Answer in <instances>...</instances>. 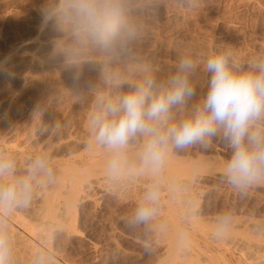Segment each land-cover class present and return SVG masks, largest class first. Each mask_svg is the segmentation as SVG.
I'll return each mask as SVG.
<instances>
[{"label":"rangeland","instance_id":"1","mask_svg":"<svg viewBox=\"0 0 264 264\" xmlns=\"http://www.w3.org/2000/svg\"><path fill=\"white\" fill-rule=\"evenodd\" d=\"M64 3L65 0H0V68L8 64L14 47L23 46L21 56L25 57V61L18 58L19 65L16 62L12 73L20 78L18 81L0 78V117L15 122L12 124L15 127L9 128L8 122L1 119L0 135L8 134V138L19 125L22 129L26 121L28 131L35 125L36 133L46 128L44 133L54 135L51 137L57 140H65L69 135L76 139L101 100H114L133 85L152 77L163 80L184 54L202 59L219 45L231 46L243 59L264 54V0H197L192 9L187 0H124L134 34L112 52L76 41L71 22L61 13ZM36 36L47 40L59 36L61 44L55 49L51 45L48 50H34L28 41L32 42ZM62 39H67L65 44ZM32 53L49 68L46 65V70L32 68L26 60ZM206 80L207 74L201 68L195 81L201 92ZM75 149L71 145L65 154L77 153L79 148ZM170 152L182 162H206L208 171H212L197 174L198 190L194 189L195 198L190 200L196 205L188 203L186 207H192L195 219L209 225L212 222L213 228L216 221L224 228L233 227L215 228L212 233L216 236L219 229L236 230V233L232 230L236 235L222 247L223 251L216 249V254L221 252L225 264H264V180L243 188L220 180L231 149L218 137L207 149L196 145ZM209 173H214L212 178ZM127 194L122 196L123 202L110 196L101 200L98 192H90L89 199L98 204L94 206L89 201L80 205V229L86 230L96 251L77 241L69 245L55 241L56 248L74 264H159L165 258L166 243L160 237L164 243L159 239L160 246L155 247L154 234L160 229L162 217L158 219L160 214L155 211L158 215L154 213L153 217L157 221L151 220L152 217L151 222L144 224L130 223L137 204L133 202V193ZM161 212L164 214L165 209Z\"/></svg>","mask_w":264,"mask_h":264},{"label":"clouds","instance_id":"2","mask_svg":"<svg viewBox=\"0 0 264 264\" xmlns=\"http://www.w3.org/2000/svg\"><path fill=\"white\" fill-rule=\"evenodd\" d=\"M196 5L197 0H187L189 8ZM61 13L84 46L112 52L134 34L124 0H65ZM201 68L207 74L203 92L195 82ZM89 130L96 144L114 153L109 165L114 175L122 172L131 144H139L142 167L156 175L170 151L196 145L207 149L218 137L231 149L224 166L231 184L243 188L264 180V54L243 59L228 45L202 59L184 54L163 80L152 77L114 100H101ZM13 169L11 159L0 158V177L12 175ZM51 176L45 157L30 160L24 176L0 184V212L26 205L34 181ZM158 198L156 188L149 190L130 223L148 222ZM9 254L0 234V264H8Z\"/></svg>","mask_w":264,"mask_h":264},{"label":"bare ground","instance_id":"3","mask_svg":"<svg viewBox=\"0 0 264 264\" xmlns=\"http://www.w3.org/2000/svg\"><path fill=\"white\" fill-rule=\"evenodd\" d=\"M66 35L64 34V36ZM58 37H54V40L53 38L52 40H47V38L44 39L45 37L36 36L32 42H30L31 40L28 41V45L31 43V49L34 50H48L51 45L55 49L57 48L56 46L61 44ZM62 40V43H64L67 39ZM23 52V46L16 49L14 47L11 50L12 56L9 55L6 61L8 64L4 61L7 65L5 64L6 66L0 68V78L3 81V78L6 77L9 78V81H18L20 79L12 73L15 72L14 70L17 67H15V64L18 58L22 57L21 54ZM35 55L34 53L28 57L26 55L27 63L34 69L43 70L45 68L46 70V66L48 67L49 65L43 64ZM23 58L25 57H22L21 61H25ZM105 58L108 59L107 57ZM17 65H19L18 62ZM1 119L4 120L3 117H0L1 122ZM7 119L8 121L5 119L4 122H8L7 124L11 126L9 128L15 127H12L15 122L9 118ZM27 123L26 121L22 123V129H19L20 125L18 129L15 128V133L13 131V135L8 138V134L5 135L4 133L5 136L0 135L4 136L0 138V158L11 159L14 162L13 174L0 177V184H7L24 176L27 172L29 161L37 156H43L47 159L52 176L41 177L34 181L32 194L26 205L22 204L11 208L7 212H0V234L5 237L10 249L8 264H74L66 257L64 252L56 248L57 245L55 246L54 242L62 241L68 244L72 241H77L83 245L87 243L91 249L97 250L96 245L90 242L85 232L86 230H81L79 226L82 217L79 207L91 201V198L89 199L91 196H88V193L98 192L101 200L110 196L117 201L122 200L123 202L125 200L121 199L123 195L133 193V202L138 205L144 201L146 193L153 188L159 191V198L152 206L160 214L158 219L162 217L163 221H160V229L154 234L156 236L155 247L159 248V239L162 243L165 240L166 243L163 244L166 245L164 246V260L160 257L164 262L158 261L159 264H225L224 256L220 254L221 252L216 254V249L223 251L222 247L226 246L229 239L232 240L233 235H236L233 234L232 230L235 233L236 230H229L231 226L228 225L224 228L225 226L221 223L222 227L220 221L214 222L215 226L213 228V224L210 226L212 222H209V225L206 224L208 222L204 223L201 222V219H195L197 215L195 216L192 213L193 210H190L192 207L187 208L191 198H195V195H192L196 193L192 192L196 188L198 190L197 182L199 176L197 174L202 176L205 173L208 174L207 172H212L208 171L209 167H207L208 164H205L206 162H197L196 160L197 163L191 162L192 160L182 162L169 152L159 174L153 175L149 170L142 167L139 159L140 146L134 143L124 153L122 172L119 175H114L109 168L114 158V153L95 143L90 134L88 123L85 124V128L83 127V130H85H81L82 132L76 139H74L75 136L72 135V139L71 135H69L65 140H62L63 138L57 140L58 138L51 137L54 135L50 136L46 133H36L35 125L32 131H28L27 128L29 126ZM77 132L74 133L76 134ZM71 145L75 148L77 147L75 150L79 148L78 152L65 154L66 149ZM70 150H72V147ZM209 164H212V162ZM212 174L209 176L211 177ZM219 175L223 178L220 180L227 181L225 174L220 173ZM180 187L184 189L180 190ZM90 203L94 206L98 204L95 199H92ZM191 203L195 202L192 201ZM191 203L189 205L193 207L196 205ZM163 209H165L164 214L161 212ZM157 212H155L156 215H158ZM151 220L157 221L154 217ZM158 222H155V224H158ZM217 222H219L218 225L220 224V227H216L218 226ZM157 227L155 226L154 228ZM215 228L229 229H219L220 231H217L216 236L213 234L215 232L212 233V231L217 230ZM161 242L160 244L162 245Z\"/></svg>","mask_w":264,"mask_h":264}]
</instances>
